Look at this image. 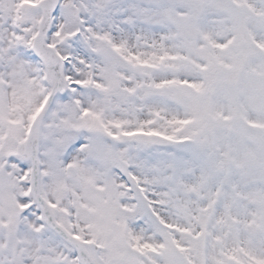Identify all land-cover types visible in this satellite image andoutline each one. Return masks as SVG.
<instances>
[{
  "label": "snow or ice",
  "instance_id": "1",
  "mask_svg": "<svg viewBox=\"0 0 264 264\" xmlns=\"http://www.w3.org/2000/svg\"><path fill=\"white\" fill-rule=\"evenodd\" d=\"M0 264H264V0H0Z\"/></svg>",
  "mask_w": 264,
  "mask_h": 264
}]
</instances>
